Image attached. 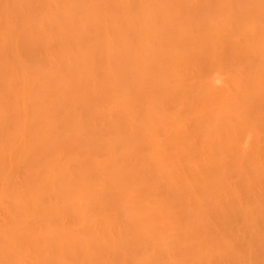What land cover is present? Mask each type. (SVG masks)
Wrapping results in <instances>:
<instances>
[{
    "label": "bare ground",
    "instance_id": "obj_1",
    "mask_svg": "<svg viewBox=\"0 0 264 264\" xmlns=\"http://www.w3.org/2000/svg\"><path fill=\"white\" fill-rule=\"evenodd\" d=\"M0 264H264V0H0Z\"/></svg>",
    "mask_w": 264,
    "mask_h": 264
}]
</instances>
